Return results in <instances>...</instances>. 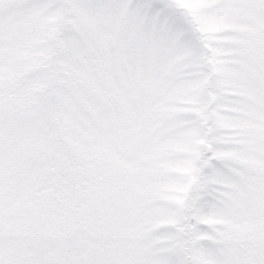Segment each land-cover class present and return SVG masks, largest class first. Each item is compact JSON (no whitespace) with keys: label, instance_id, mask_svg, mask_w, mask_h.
<instances>
[{"label":"snow or ice","instance_id":"1","mask_svg":"<svg viewBox=\"0 0 264 264\" xmlns=\"http://www.w3.org/2000/svg\"><path fill=\"white\" fill-rule=\"evenodd\" d=\"M0 264H264V0H0Z\"/></svg>","mask_w":264,"mask_h":264}]
</instances>
